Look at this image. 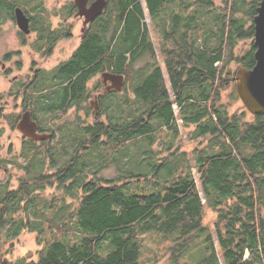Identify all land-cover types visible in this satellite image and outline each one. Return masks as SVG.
I'll list each match as a JSON object with an SVG mask.
<instances>
[{
	"label": "trees",
	"instance_id": "16d2710c",
	"mask_svg": "<svg viewBox=\"0 0 264 264\" xmlns=\"http://www.w3.org/2000/svg\"><path fill=\"white\" fill-rule=\"evenodd\" d=\"M144 1L163 68L140 1L109 0L98 22L109 25L114 15L115 67L132 98L112 109L103 99L99 117L85 128L60 126L56 140L25 138L17 155L0 156V165L22 172L16 184L11 173L0 179V264H264V112L248 120L247 111L230 113L221 102L233 84L229 65L255 63L253 42L243 53L237 45L253 38L261 0ZM17 3L0 0L2 21ZM93 50L88 42L67 62L80 63L71 74L85 68L77 81L111 66L101 60L89 68ZM43 78L33 113L47 133L52 115ZM173 103L198 142L193 163L178 153L180 143L169 158L154 148L163 127L179 133ZM129 143L145 155L146 173L99 176L114 162L124 173ZM111 154L120 155L118 162ZM155 154L160 163L151 172ZM206 206L215 212L212 230ZM25 232L35 234L36 248L12 256Z\"/></svg>",
	"mask_w": 264,
	"mask_h": 264
},
{
	"label": "flooded vegetation",
	"instance_id": "af4514ba",
	"mask_svg": "<svg viewBox=\"0 0 264 264\" xmlns=\"http://www.w3.org/2000/svg\"><path fill=\"white\" fill-rule=\"evenodd\" d=\"M94 1L87 0L86 7ZM18 2L13 8V17L9 19L15 25L12 47H7L5 41L0 45V122H6L7 117L9 121H15V127L24 140L27 137L17 128V124L22 114L29 110L31 120L36 122L37 131L42 133L39 119L33 113L32 95L37 93L36 88L45 77L46 83L49 84L48 100L52 115L49 121L52 130L47 133L51 134V140H56L60 137V126L75 125L85 128L94 123L99 117L105 96L108 97L116 91L110 89L115 84L114 75L118 74L115 67L118 33L113 27L114 15L112 14V23L109 25L98 22L106 16L109 0H106L102 12L87 23L85 16L78 13L75 0H51V13H48L46 8V0ZM17 7H20L29 19L28 33L21 31L16 24L14 10ZM53 16L59 19L57 23L51 20ZM96 26L99 29H95ZM4 31L0 23V33L4 34ZM88 42H92L94 47L93 62L89 64V68L101 60H111L112 63L109 68L106 65L101 67V71L93 74L88 80L82 76L77 81L85 68L71 74L80 63L69 66L67 62ZM56 52L59 53L56 62L50 67L43 66L42 63L48 61ZM103 73L108 75L103 78ZM9 100L15 101V111L11 113L6 112ZM92 115L93 120H90Z\"/></svg>",
	"mask_w": 264,
	"mask_h": 264
},
{
	"label": "rangeland",
	"instance_id": "374dc122",
	"mask_svg": "<svg viewBox=\"0 0 264 264\" xmlns=\"http://www.w3.org/2000/svg\"><path fill=\"white\" fill-rule=\"evenodd\" d=\"M22 1V0H21ZM48 3L46 4V8L48 10V13H51L49 10L51 6V0H46ZM142 8H143V13H144V18L142 19V23L146 25L148 30L151 33L152 41L154 43V48L155 52L158 57V62L163 68V62L160 56L159 52V47H158V38L156 34L154 33L153 29V24L150 20L149 17V12L148 9L146 8L145 1L144 0H139ZM26 6V5H25ZM28 6H26L27 8ZM5 19L2 21L0 18V23L4 27L6 34L4 35L3 33H0V45L5 41L7 47H12L13 43V38L15 37L14 34V27L15 25L12 23L11 20ZM54 23H57L59 21L58 18L54 17L51 19ZM5 22V23H4ZM253 42V38L247 39V40H240L238 45H237V51L238 53H243L246 49L250 47V44ZM64 53V52H62ZM59 56V53L56 52L54 56H52L48 61L42 63L43 66L50 67L53 65L57 57ZM26 62L27 59L25 60ZM142 61H138L135 64V67H139L141 65ZM229 67L233 70L236 71V69L239 67L237 63H231ZM165 82L166 85H169V81L167 76L164 74ZM233 81V80H232ZM2 85L0 86L1 90ZM127 89L131 88L130 83L126 85ZM169 86H167L168 88ZM172 94V93H171ZM126 98H132V94L128 91L122 90V91H115L111 95H109V99L105 98V106L107 108H111L113 104H116V102L121 101L122 99ZM221 102L227 106L228 110L230 113L232 112H242V111H247L245 112L246 119L252 120L253 116L250 113V111L247 110L245 105L243 104L242 100L238 96V93L235 89V83L233 81V84L230 83V86L226 88L225 90L222 91V96H221ZM15 104V101L9 100L6 112L11 113L15 110H13V106ZM173 109H174V114L176 115V122L178 126V135L174 134V130L171 128L163 127L160 132H158V142L155 144V149L156 150H163L162 155L160 156L159 154L152 155L150 157L151 161H154V164H152V167H149V171H153V166L156 163H160V160H157L158 156L160 157H167L169 158V154L174 150L177 149L179 143L181 144L180 147L177 149L178 153L180 152H186V155L188 158H190V161L193 163V150L197 147H199L198 142L195 140L189 139L188 132L192 129L186 128L183 126V123L181 121V118L179 117L178 111L179 108L175 103H173ZM104 117V116H103ZM90 120H93V115L90 117ZM164 141V144H163ZM24 140L21 138L20 132L16 129V127H12L11 124L6 121V122H0V156L1 158H9L12 155H17L18 152L21 149L22 143ZM170 147V148H169ZM111 162L113 159L120 158L119 154H111L109 156ZM126 160L124 164H126L123 167V172L124 173H118L117 171V166L114 163H108L107 166L103 167L100 172L99 176L107 179H111L116 177L118 174H139V173H146L148 169L147 162L145 161V155L140 154V151L138 148L134 146L133 143L127 144V155H126ZM167 161V160H165ZM170 160L165 162L163 167L164 169L170 168L169 164ZM9 169V170H8ZM195 178L196 180L198 179V176L195 172V169L193 168ZM11 173V183L16 184L17 177L22 174L21 171L18 169L14 168L11 163H8L6 166L0 165V179L6 178V176ZM50 190H54L53 188ZM201 197L203 198V195L201 193ZM204 201V200H203ZM215 217V212L208 208L207 206L205 207V216H204V221L205 223L210 227L212 230L213 227V219ZM36 248V242H35V234L33 232H25L19 239V242L16 244L13 255L12 256H17L26 253L29 250H34Z\"/></svg>",
	"mask_w": 264,
	"mask_h": 264
},
{
	"label": "water",
	"instance_id": "95a60500",
	"mask_svg": "<svg viewBox=\"0 0 264 264\" xmlns=\"http://www.w3.org/2000/svg\"><path fill=\"white\" fill-rule=\"evenodd\" d=\"M78 13L85 16V23L99 15L106 6V0H95L89 7H86L87 0H75ZM15 21L18 28L28 33L29 19L20 7L14 10ZM253 44L255 46V63L251 68L239 66L233 76L235 89L243 104L250 113L257 115L264 112V0H261L256 8V15L253 18ZM108 75L102 74V77ZM115 84L110 89L122 91L125 77L123 74L114 75ZM108 89V90H110ZM17 128L33 141L50 139V133L37 131L36 122L31 120L30 112L22 114Z\"/></svg>",
	"mask_w": 264,
	"mask_h": 264
},
{
	"label": "crops",
	"instance_id": "0c3cea01",
	"mask_svg": "<svg viewBox=\"0 0 264 264\" xmlns=\"http://www.w3.org/2000/svg\"><path fill=\"white\" fill-rule=\"evenodd\" d=\"M167 86H169V87H170V85H168V84H167ZM169 87H168V89H169ZM169 94H170V96H172V94H171V91H170V90H169Z\"/></svg>",
	"mask_w": 264,
	"mask_h": 264
}]
</instances>
